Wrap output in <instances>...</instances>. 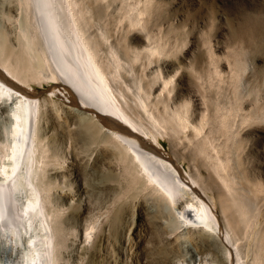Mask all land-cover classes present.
Masks as SVG:
<instances>
[{
    "label": "rangeland",
    "instance_id": "rangeland-1",
    "mask_svg": "<svg viewBox=\"0 0 264 264\" xmlns=\"http://www.w3.org/2000/svg\"><path fill=\"white\" fill-rule=\"evenodd\" d=\"M77 1L88 31L100 44L101 61L111 74L119 73L111 80L119 101L141 120L146 117L136 107L141 84L140 91L152 92L156 115L179 107L198 125L199 134L188 127L181 139H173L164 127L144 119L146 127L159 133L157 145L185 173L199 175L226 229L219 197L224 185L216 169L232 181L234 194L244 199L254 219L251 225H238L243 260L258 264L255 256L260 255L264 264V0ZM13 2L0 0V36L17 47L22 19ZM163 79H169L164 88ZM28 84L40 96L49 92L48 81ZM54 99L46 107L51 109L47 137L58 166L53 221L59 264H195L197 256L207 264H221L214 238L193 235L172 206L159 210L153 203L157 193L140 185L138 175L113 156L109 143L86 144L76 133L79 121L89 116L76 112L73 124L65 111L75 105ZM90 224L96 231L87 241Z\"/></svg>",
    "mask_w": 264,
    "mask_h": 264
},
{
    "label": "bare ground",
    "instance_id": "bare-ground-1",
    "mask_svg": "<svg viewBox=\"0 0 264 264\" xmlns=\"http://www.w3.org/2000/svg\"><path fill=\"white\" fill-rule=\"evenodd\" d=\"M13 1H17V4L13 2L14 6L17 5L14 10H20L21 14L19 10L18 14L22 19L16 35L17 47L7 45L1 39L3 35L0 36V66L6 72L4 78L0 77V264H59L57 227L53 221L58 206L54 191L58 172L55 167L58 166L53 162L55 148L47 137L51 109L46 107L49 98V101L55 102L54 97L75 105L65 111L73 124L76 122V112L78 115L84 114V118L89 116L90 119L79 121L76 133L85 139L86 144L88 141L96 145L109 143L115 149L113 156L123 160L126 163L123 167L126 166L130 173L138 175L140 185L150 186V190L157 193L153 203L159 210L163 212L166 206H172L181 225L189 227L193 235L206 234L208 238H214L213 241L219 243V249L216 252L217 244L212 242L215 246L213 251L221 264H245L243 247L238 244V225H251L254 219L244 199H237L232 181L219 172L220 168H215L224 185L219 197L229 230L224 228L216 204L201 186L199 175L185 173L174 158L162 149L144 146L105 126L98 118L99 114L110 115L143 138L159 144V133L146 127L144 119L149 117L153 124L150 126L164 127L173 139H181V133L188 127H192L195 135L200 132L187 111L176 107L166 110L169 112L167 114L158 112L160 114L156 115L158 109L153 111L156 109L152 106L154 98H150L152 92L146 89L140 91L142 85L139 83L136 107L146 117L143 114L141 120L119 101L111 81L119 73L114 71L111 74L101 61L100 44L97 37L88 31L85 25L87 16L77 0ZM115 64L116 67L120 66L119 62ZM32 80L48 81L49 92L40 96V93L27 87L26 84ZM163 80L162 88L169 85V79ZM119 91L126 97L122 89ZM44 118L47 121L45 125L42 124ZM204 150L207 151V148ZM206 154L211 157L210 152ZM237 212L239 215L235 216ZM95 228V224L87 227V241L94 237ZM208 238L204 240L208 241ZM196 259L199 261L195 264L208 263L201 261L200 256ZM255 259L262 264L260 255H256Z\"/></svg>",
    "mask_w": 264,
    "mask_h": 264
},
{
    "label": "water",
    "instance_id": "water-1",
    "mask_svg": "<svg viewBox=\"0 0 264 264\" xmlns=\"http://www.w3.org/2000/svg\"><path fill=\"white\" fill-rule=\"evenodd\" d=\"M5 76H6V72L0 66V77L4 78ZM98 118L100 119L102 124H104L105 126H108L109 128L116 130L117 132H119L120 134H122L128 138H132V139L137 140L138 142H140V144H142L144 146H149V147L154 148L156 150L161 149L157 144H154L150 140L143 138L137 132H134L131 128H129L128 126H126L125 124H123L122 122H120L119 120H117L116 118H114L110 115L99 114Z\"/></svg>",
    "mask_w": 264,
    "mask_h": 264
}]
</instances>
